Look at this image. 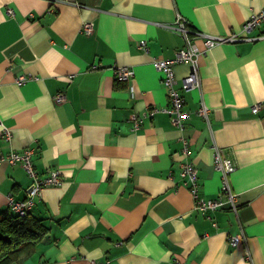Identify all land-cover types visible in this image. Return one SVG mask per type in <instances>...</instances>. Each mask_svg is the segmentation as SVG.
I'll return each mask as SVG.
<instances>
[{
  "label": "crops",
  "instance_id": "0c3cea01",
  "mask_svg": "<svg viewBox=\"0 0 264 264\" xmlns=\"http://www.w3.org/2000/svg\"><path fill=\"white\" fill-rule=\"evenodd\" d=\"M262 6L264 0H0V151L32 147L40 174L56 168L61 175L29 210L46 234L32 253L6 264H264V19L247 33L257 38L198 56L199 88L182 92L189 111L183 129L163 111L141 116L168 104L152 57H171L183 44L157 22L179 13L194 27L226 34L239 32ZM85 20L94 22L91 34L80 30ZM116 65L134 74L118 80ZM189 70V63L174 66L178 86ZM21 73L31 76L17 84ZM57 92L63 102L54 101ZM201 101L207 119L195 112ZM132 114L141 116L136 128ZM214 146L234 162L236 212L193 208L182 183L180 165L192 162L200 195L217 196ZM28 184L18 163H0V212L13 214L6 194L24 198ZM239 232L243 238L231 245L228 234Z\"/></svg>",
  "mask_w": 264,
  "mask_h": 264
},
{
  "label": "built area",
  "instance_id": "2783aa9c",
  "mask_svg": "<svg viewBox=\"0 0 264 264\" xmlns=\"http://www.w3.org/2000/svg\"><path fill=\"white\" fill-rule=\"evenodd\" d=\"M6 10L9 14H13V9L11 7H7ZM263 19L264 6L257 11L251 12L246 17L239 32L230 31L226 34L211 33L194 27L190 25L187 19L179 13H177L174 19L170 22H157V24L178 33L183 39V44L174 51V54L171 57H152L151 62L154 69L161 74V80L168 96V104L165 106L151 105L143 111V115L141 116L151 115L155 112L163 111L169 115L170 121L174 126L179 129H183L184 120L188 117L189 111L184 108V97L182 92L199 88L200 76L197 65L198 56L219 43L257 38L259 35L249 36L247 33L251 29L257 27ZM80 30L84 34H91L94 30V22L92 20L83 21L81 23ZM196 40L201 42L202 48L198 46ZM138 45L144 50H147L145 39L139 40ZM184 62L190 64V70L181 78V85L178 86L174 66L178 63ZM113 73L115 78L118 80H129L134 74V70L132 67L127 65H116L113 69ZM30 76L31 75H27L25 73L18 74L15 77V83L22 84L26 82ZM70 76H72V74ZM53 98L56 103L63 102L65 100V96L62 92L55 93ZM260 107L261 103L256 102L251 105V111H258ZM195 112L205 119L208 117V107L203 101L200 102ZM141 116L136 114L131 115L130 120L134 128L138 127L141 121ZM1 137L9 140L11 138L10 128L2 126ZM182 143L181 152L186 154L187 140L184 137L182 139ZM33 153L34 149L32 147H26L22 150L10 149L7 152L0 151V163H18L29 177V184L24 198L15 199L11 193L6 194V201L9 209L14 214L19 216L24 215L31 209L34 197L40 193L44 186L57 185L61 181V175L59 170L56 168H49L45 174H40L33 165ZM213 166L220 172V188L217 196L204 197L199 193V180L197 177L196 166L189 161L183 162L180 165L179 174L183 179L182 183L187 186L192 195L193 208L200 211H215L227 208L236 212L238 208L237 194L232 188L230 182V175L234 172L235 165L232 159L225 156L222 153L221 148L218 146H214L213 149ZM242 238L243 234L241 232L228 234L227 236V240L231 245H236ZM87 264H108V260L102 258H90L88 259ZM171 264H179V262L177 260H173Z\"/></svg>",
  "mask_w": 264,
  "mask_h": 264
},
{
  "label": "trees",
  "instance_id": "16d2710c",
  "mask_svg": "<svg viewBox=\"0 0 264 264\" xmlns=\"http://www.w3.org/2000/svg\"><path fill=\"white\" fill-rule=\"evenodd\" d=\"M46 234V227L30 211L24 215L0 212V264L29 255Z\"/></svg>",
  "mask_w": 264,
  "mask_h": 264
}]
</instances>
